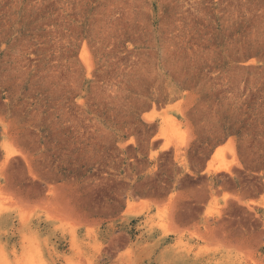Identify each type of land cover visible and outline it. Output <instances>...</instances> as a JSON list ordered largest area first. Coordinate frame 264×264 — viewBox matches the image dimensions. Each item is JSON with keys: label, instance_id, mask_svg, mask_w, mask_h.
<instances>
[{"label": "rangeland", "instance_id": "obj_1", "mask_svg": "<svg viewBox=\"0 0 264 264\" xmlns=\"http://www.w3.org/2000/svg\"><path fill=\"white\" fill-rule=\"evenodd\" d=\"M0 264H264V0H0Z\"/></svg>", "mask_w": 264, "mask_h": 264}, {"label": "crops", "instance_id": "obj_2", "mask_svg": "<svg viewBox=\"0 0 264 264\" xmlns=\"http://www.w3.org/2000/svg\"><path fill=\"white\" fill-rule=\"evenodd\" d=\"M150 113H151V111H147V112H145L144 114H150ZM159 141H160V145H162V144H163V140L160 139ZM226 145H227V141H225V142H223V143H220V144H217L216 146H214V148L211 150V152H210L208 158L206 159V161H205L203 167H202L201 170L198 172L199 175H207L208 173H212L211 171H208V170H209V165H210V163H211V161H212V158L214 157V155L216 154V152H217L218 150L224 148ZM171 150H174V148L171 147ZM204 194H206V196H207L208 191H205ZM210 197H211V196L208 195V197H207V199H206V202L203 203L204 206L207 204V202L209 201ZM260 198H261V196H260L259 198L254 199L255 202H256V203L259 202V201H260Z\"/></svg>", "mask_w": 264, "mask_h": 264}, {"label": "bare ground", "instance_id": "obj_3", "mask_svg": "<svg viewBox=\"0 0 264 264\" xmlns=\"http://www.w3.org/2000/svg\"><path fill=\"white\" fill-rule=\"evenodd\" d=\"M156 117H157V116H156L155 114H146V115L144 116V118H145L146 120H149V121L154 120ZM218 151H219V150H218ZM218 151L216 152V155L218 154ZM211 168H212V164L209 165V170H208V171H210ZM229 169H230V166H229V167H219V168H217V169H214L213 172H217V171H219V170H223V171H227V172H228Z\"/></svg>", "mask_w": 264, "mask_h": 264}]
</instances>
